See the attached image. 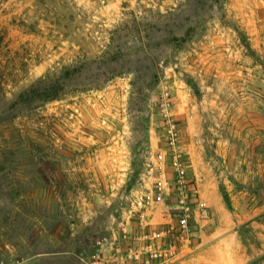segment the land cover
Wrapping results in <instances>:
<instances>
[{
    "label": "rangeland",
    "instance_id": "rangeland-1",
    "mask_svg": "<svg viewBox=\"0 0 264 264\" xmlns=\"http://www.w3.org/2000/svg\"><path fill=\"white\" fill-rule=\"evenodd\" d=\"M218 1L0 0V264H264V0Z\"/></svg>",
    "mask_w": 264,
    "mask_h": 264
},
{
    "label": "trees",
    "instance_id": "trees-1",
    "mask_svg": "<svg viewBox=\"0 0 264 264\" xmlns=\"http://www.w3.org/2000/svg\"><path fill=\"white\" fill-rule=\"evenodd\" d=\"M217 2H219L217 0ZM71 73H68V75ZM62 75L57 76L55 81L49 79V80H41L37 86H32L29 90L24 91L20 94L19 99H24L25 97H32L36 94H41V98L43 100H55L60 98L63 95L65 86L62 84L61 80ZM41 91V92H39ZM225 201L228 205H230V200L227 197V195L224 194ZM184 212L178 211L179 218L177 221L179 222V225L182 226L181 221L184 218ZM264 258V257H263Z\"/></svg>",
    "mask_w": 264,
    "mask_h": 264
},
{
    "label": "built area",
    "instance_id": "built-area-1",
    "mask_svg": "<svg viewBox=\"0 0 264 264\" xmlns=\"http://www.w3.org/2000/svg\"><path fill=\"white\" fill-rule=\"evenodd\" d=\"M188 209V208H187ZM187 209H185V207H183V209H181V211H183L185 214H184V218L183 220L181 221L182 223V226L183 227H186V223L188 222V213H187ZM203 212L205 215H208V211L207 209H203Z\"/></svg>",
    "mask_w": 264,
    "mask_h": 264
}]
</instances>
